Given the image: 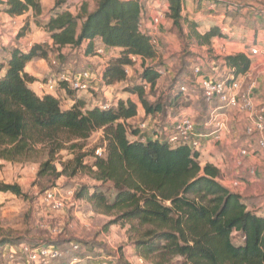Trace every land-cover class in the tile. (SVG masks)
Listing matches in <instances>:
<instances>
[{"label":"trees","instance_id":"1","mask_svg":"<svg viewBox=\"0 0 264 264\" xmlns=\"http://www.w3.org/2000/svg\"><path fill=\"white\" fill-rule=\"evenodd\" d=\"M94 1L93 9L82 1L73 13L70 11L73 0H54L53 6L43 14L41 0H6L5 13L19 16L32 11L33 22L46 31L52 42L33 44L27 51L18 46L6 47L8 58L0 76V159L20 163L36 156L33 160L38 159L39 176L46 173L75 176L86 171L94 181L110 183L114 189L110 200L98 186L86 184L75 189V198L86 201L95 214L107 217L104 227H125V237L135 258L141 257L151 264H177V258L181 259L179 264H264V212L261 207L257 208L239 192L222 185L219 169L208 163L200 165L198 152L188 146L174 145L153 136L146 142L130 137L137 130L130 128L127 120L137 115L138 103L146 115L164 107V104L149 101V93H154L160 74L157 66L146 64V60L151 62L157 56V49L151 44L150 35L140 28L144 11L141 0ZM207 1L231 10L242 9L226 0ZM167 2L165 15L185 46L194 44L209 49L214 37L223 36L216 25L201 33L196 20L184 13L186 0ZM194 2L198 7L201 0ZM28 30V23L23 24L17 40ZM95 38L117 51L102 70L101 79L105 85L126 80L129 76L125 67L130 66L133 73L136 69L133 57L141 59L138 81L124 88L135 95L138 102L127 97L101 109L98 104L86 107L76 98L66 107L56 91L38 96L30 89L29 83L34 78L24 72L27 63L42 58L59 73L62 69L52 65L50 56L54 55L61 67L70 59L65 49L95 55ZM253 56L249 51L248 55L239 52L222 57L229 75L221 78L228 77L230 81L231 76L237 78L247 73ZM186 65L181 62L172 80V89L182 80ZM195 66H199V74L202 73L200 61H195L189 75ZM143 82L149 85L148 90L143 89ZM60 86L65 87L68 94L75 92L64 82ZM181 94L176 89L174 100H179ZM199 94L205 100L203 92ZM97 130H102L99 143L90 152L78 154L70 172L66 167L55 172L56 167L51 162L63 142L86 140ZM39 144L42 146L36 148ZM98 148L102 150L101 155L95 154ZM86 156L94 158L90 164L84 163ZM0 191L23 195L18 184L1 183ZM236 234L241 237L240 243L234 242ZM17 242L19 238L0 237V247ZM73 243L69 242L68 248ZM45 246L62 249L57 244ZM80 251L75 254L80 258L77 264L88 258ZM117 258L118 264H131L123 254ZM70 260L71 257L62 258L57 262L69 264ZM94 261L99 264V260Z\"/></svg>","mask_w":264,"mask_h":264},{"label":"crops","instance_id":"2","mask_svg":"<svg viewBox=\"0 0 264 264\" xmlns=\"http://www.w3.org/2000/svg\"><path fill=\"white\" fill-rule=\"evenodd\" d=\"M86 2L88 4L89 9H93L95 6L94 0H73V3L70 5V11L75 13L78 10L79 4L81 2ZM144 3V11L141 18L140 28L143 32L151 34V36L156 40L155 48L157 49V56L152 59L151 65H156L157 68L162 70V74H160L159 79L157 80L155 90L156 93L163 92L167 95V104L164 109H166V114L161 113L163 110L155 113H151L146 115L144 110L142 109V115L140 112V103H138V112L137 115L127 120V122H136L141 116L146 115L145 120H152L151 123L156 125L158 128L163 130L167 129L171 126L177 118L182 115H189L194 119L196 128L198 132L203 134V144L201 150L198 152V161L200 165L211 164L219 169L220 171V182L225 187L229 188V186H234L231 190L239 192L242 196L247 194L250 190L251 185L255 184V180H257V196H262L263 201L257 200V208L261 207L264 212V165L261 167V159L262 157L258 156V154L249 153L246 156H240L239 150L246 145H248V137L244 133V125L246 123L245 116L236 112L234 109H227V125L226 129L222 133V138L219 142H213L210 140L208 133L210 131V127L206 124L210 105L200 96H194L191 94H181L179 100H174L175 90L178 89V86L181 84H188L191 86V83L194 81L195 77L202 78L208 81H214L223 76L229 75V68L224 64V61L221 59L226 55H232L235 53H245L249 54L250 48L254 45L259 49V53L261 54L260 58H257L255 62L251 63L250 70L244 75L239 76V79L243 81V85L252 83L253 88L251 90V96L257 101L264 100V25H260L257 22V27L253 29L246 28L238 22L237 18L234 15H230L232 13L228 12H220L218 14H214L216 12H211L210 15L212 19L209 22L205 23L202 18V11L204 10L203 6L196 7L195 2L192 3L189 8L190 2L186 3L185 12L191 18H194L199 25V31L201 33L208 30L211 26H218L223 33L222 37H214L211 40V46L208 49L205 46L195 45L196 48L194 51V62L200 61L202 65V73L189 75L187 72H182V80L174 86L172 89L171 86L165 84L167 83L166 79H170L171 83L176 75V68L180 69L179 61L181 58V47L183 44L182 40L175 35V29L172 27L171 20L165 15L168 12V2L167 0H141ZM6 0L0 1V19L5 21H10L12 19L16 20L20 24L28 23L29 30L27 33L20 37L17 40L16 46L20 49L27 51L33 44L43 43L45 41L48 44H51V40L49 39L46 31L41 27H38L33 22V12L27 11L26 13L19 16H10L3 11L4 4ZM209 3V1H207ZM54 0H41V4L43 7V14L46 13L52 6ZM203 4V3H202ZM219 9L225 10V8L220 4ZM223 7V8H221ZM202 10V11H201ZM245 10V9H243ZM242 10V11H243ZM193 11L194 13H190ZM230 13V14H229ZM161 14V20L158 24H154L153 20L156 16ZM206 19V18H205ZM236 20V21H235ZM174 30V31H173ZM263 30V31H262ZM177 32V31H176ZM94 44L96 46H104L100 40V38L94 39ZM106 55L108 57H114L116 50H111L104 46ZM208 49V50H206ZM69 50V49H65ZM7 49L4 48L0 51V56L3 58V61L6 62L8 58ZM83 54V53H82ZM117 54V53H116ZM207 54H210L214 57L212 60H207ZM84 55V54H83ZM200 55V56H199ZM210 56V57H212ZM217 57V58H216ZM253 57V58H255ZM85 58V68H92L91 74L98 76V78L93 82L88 92H73L72 94H68L66 92L65 87H59L56 92L59 94L61 99L64 102L66 107L72 105L75 102L76 98H80L86 107L94 106L98 103V101H92L91 104L87 103V98H91L92 95L97 91H111L113 88H123L121 89V96H117V99H126L130 97L132 100L137 101V97L127 91H124V88L127 85L133 84L136 79L131 77V73L126 80L120 83H115L113 85H105L100 75H102V70L105 66L104 60L96 55L89 54L84 55ZM53 59V58H51ZM198 60V61H197ZM206 63V64H204ZM45 59L35 58L24 68V72H26L29 76L34 78V81L29 83V87L32 91L35 92L38 96L46 94L48 91L44 89L42 84L43 76L46 74H50L51 68L47 65ZM140 64L141 59H137L134 64L135 70H138L140 73ZM96 65V66H95ZM74 69V68H73ZM66 71L72 73L75 78L79 77V71L69 69H65ZM134 70V71H135ZM177 70V71H178ZM53 71H51L52 73ZM96 72V73H94ZM42 78V79H41ZM138 81V80H137ZM109 94L106 92V95ZM151 98V96H149ZM200 97V98H199ZM116 99V100H117ZM108 100H104L107 102ZM192 102V105L187 106V102ZM101 101H99L100 103ZM115 102V99L112 101ZM138 102V101H137ZM186 102L185 104H182ZM172 109H174L172 111ZM173 115H171V112ZM255 145V141L253 139L252 142ZM263 174V175H262ZM262 175V176H261ZM259 188V189H258ZM230 189V188H229ZM253 191V190H252ZM248 195V194H247ZM247 195L244 197L247 198ZM90 208V205H89ZM89 210V209H88ZM89 214H95L91 208L89 210ZM97 215V214H96ZM103 217L102 215H98ZM83 223H86V220L82 219ZM52 236V235H51ZM51 239V237H50ZM57 244L62 249L68 248L69 242H44L37 243L36 245H46V244ZM6 247H14L13 245H5L4 247H0L2 249H6ZM64 247V248H63ZM11 248H7V250H11ZM16 247L13 248V250ZM21 259V258H19ZM15 260H11L10 264H19V263H11ZM22 261V260H19ZM131 262V260L128 259ZM62 263V262H61ZM57 261L52 262L50 264H61ZM88 261H84L80 264H87ZM26 264V263H25ZM31 264V263H30ZM131 264H133L131 262Z\"/></svg>","mask_w":264,"mask_h":264},{"label":"rangeland","instance_id":"3","mask_svg":"<svg viewBox=\"0 0 264 264\" xmlns=\"http://www.w3.org/2000/svg\"><path fill=\"white\" fill-rule=\"evenodd\" d=\"M192 1L194 2L197 0H186V3L190 2V9H192ZM226 1L232 2L235 4V7L242 9L231 10L230 7H227L225 8V10H221L218 6L212 3H208L207 0H201L200 6H203L204 8L203 11L201 10L202 16L204 17L201 20L207 23L209 22V20H214V17L212 19V16H207L210 15L211 12H216L212 14L214 15L220 12L227 13V10L228 12L232 13H229L230 15H234L235 18H237L238 22H240L241 25L245 26L246 28L253 29L257 27V22L260 25H264V0ZM190 13L194 12L190 11ZM174 32L175 35L179 38L176 30ZM179 40L182 39L179 38ZM195 48L196 46L194 44L185 46L184 43L181 47V55L179 57L181 59L179 61V67H181V62L187 63L184 71L188 72V74L191 73L190 69L195 60L193 56L196 52L194 51ZM188 52L190 53L188 54ZM64 53L70 54L69 61L61 65V67L57 62L54 66L60 69H69L70 71H79L81 70V67H85V58L81 51L64 50ZM210 56L212 55L207 54L208 61L214 59L213 56ZM255 56H257V58H260L261 54L259 53L257 55H254L253 57ZM50 57L54 58V55ZM253 57L251 58V62L254 63L257 58ZM46 63H48L47 65L51 68V71L54 72L53 67L49 65L48 60H46ZM88 69L92 70V68L90 67ZM177 70L178 67L174 71L177 73ZM51 71H49V73H51ZM47 76L48 74H46V76H43V80ZM79 77L81 78V74H79ZM95 77L96 79L98 78L97 74L95 75ZM131 77L137 80L139 78L138 70H135ZM166 81L167 83L165 84V86H171V80L167 78ZM121 89L123 88H113L111 91H97L92 95L91 98H87V103L91 104L92 101L104 102V100H108L107 102L111 104L114 99H117V96H121ZM106 92H108L109 94L106 95ZM156 92L157 91L155 90L154 93H149V96H151V98L149 97V101L151 103L158 102L161 105L165 104L166 106L167 95H165L163 92H159V94ZM185 103L186 102L182 104ZM190 105H192V102H187V106ZM139 106L142 115L141 110L143 108L141 104ZM165 110L166 109H164L163 107V111L161 113L166 114ZM173 110L174 109H172V111ZM172 111H169L171 112V115H173ZM145 116L146 115L141 116L138 120H145ZM128 124H130V128H135L136 126V123H131V121ZM101 139L102 130H97L93 132L86 140H73L63 142V147L55 153L54 161L51 162L56 167L55 172H59L64 167H66L67 172H70V169L73 166L74 158L78 154H86L90 152V149L94 145L98 144ZM248 139V145H246L245 147H251L253 145L252 138L250 139L248 137ZM41 146L42 144H39L35 147L40 148ZM39 152L43 151L39 150ZM33 154L36 155L35 152ZM34 157L29 159L28 161L20 163L9 162L0 159V184H18L23 192L22 196H17L10 192L0 191V237L9 235L12 238H19V242L13 244V246L16 247V250L21 249V243L36 245L37 243L54 241H69L72 243L77 242V244L80 245L79 247L81 248L80 253L85 258L88 255V258L86 260L88 261L87 264H98L94 260H100L101 257L107 255L112 256V259H109L111 264H118L119 262L117 256L120 257L121 254H123L124 258L130 259L133 264H151L149 261H144V263L137 262V258H135L132 251V246L129 241L126 240L125 227H121L119 225H110L108 227H104V224L108 220V218L104 216L101 217L96 214H89L90 208L89 204L86 201L76 200V198H67V201H69V203L64 209L52 211L50 210L47 202H45L44 200V194L46 192L52 191L54 189V186L61 191L60 193L63 196H65L67 191L76 189L80 185L84 184L90 186H98V189L102 190L110 200L114 192L113 186H111L110 183L96 182L86 171L78 172L75 176H70L68 174L55 176L53 173H46L42 176H39L37 174V170L39 167V163L37 162L38 159L33 160ZM93 159L94 158L91 156H86L84 158V163L90 164ZM261 162L262 167V165H264V158L261 159ZM229 188L233 189L234 186L230 185ZM246 190L250 191L247 193L248 195L244 194L243 196L247 195L248 201L254 202V206H257V200L263 201L262 196H257V180H255V184L251 185L250 188ZM82 219L86 220L87 224L83 223ZM53 230L54 232L52 233ZM234 242H241V237L238 234L235 235ZM14 247H6V249L0 248V264H10L11 260H15L11 263L16 262L19 264H30L27 261V256L24 257L17 253L13 258L10 257V254L13 251ZM7 248H11V250L8 251ZM179 260L181 259L177 258L175 260L178 261L177 264L180 263Z\"/></svg>","mask_w":264,"mask_h":264},{"label":"built area","instance_id":"4","mask_svg":"<svg viewBox=\"0 0 264 264\" xmlns=\"http://www.w3.org/2000/svg\"><path fill=\"white\" fill-rule=\"evenodd\" d=\"M1 1V0H0ZM3 1V0H2ZM161 20V14L156 16L153 20L154 24H158ZM22 24L12 19L5 21L0 19V50L6 47H16L17 35L22 28ZM151 37V44L156 45V40ZM252 55L259 54V49L256 46L250 48ZM1 54V53H0ZM95 55L101 57L106 63L110 58L106 55L104 46H97L95 49ZM140 59L139 57H133L134 63ZM6 62L0 56V76L3 74ZM56 64L55 58L52 59V65ZM146 64H151L146 60ZM159 74H162V70L156 67ZM200 71L199 66L194 67V73L198 74ZM126 75H130V66L125 67ZM79 74L81 78H75L74 75L65 69L61 72L50 73L44 78L42 84L44 89L48 92H55L60 86L61 82H64L68 88L75 92H87L93 82L96 80L95 75L91 74L88 68L82 69ZM101 77V75H100ZM228 77L219 78L215 81H208L202 78L195 79L191 86L187 84H181L178 86L180 93L185 95H200L202 91L206 102L210 105L209 114L206 124L210 127L208 136L213 142H219L222 138V133L226 129L227 125V109H234L236 112L243 114L246 119L244 125V133L250 139H254L255 145L251 147H243L239 150L240 156H246L249 153L259 154L264 158V100L257 102L251 96V90L253 88L252 83L243 85V81L239 77H230V81H227ZM144 90L149 89L147 83L142 84ZM98 106L101 109L109 107V102H98ZM150 120L136 121V134L130 135L132 139L139 140L140 142H146V140L153 136L161 138L174 145H186L192 151L199 152L203 144V134L198 132L194 119L189 115H182L169 126L168 129L163 130L151 123ZM102 150L96 149L95 154L101 155ZM59 189L54 186V189L44 194V200L47 202L50 210L56 211L64 209L69 201L67 198L75 199V189L66 192L63 196ZM65 193V192H64ZM48 227V226H47ZM54 230L52 231V233ZM21 249L13 250L10 257L13 258L17 253L21 256H27V261L31 264H50L53 261H58L62 258H69L71 260L69 264H77L80 262V258L75 255L80 250V245L73 243L67 249L50 248L45 245L34 246L30 244L21 243ZM112 256L107 255L101 257L99 264H110ZM139 263H144L141 257L137 258Z\"/></svg>","mask_w":264,"mask_h":264}]
</instances>
